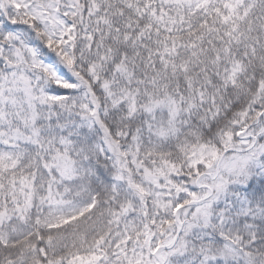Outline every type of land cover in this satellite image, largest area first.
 Returning <instances> with one entry per match:
<instances>
[{"label":"snow or ice","instance_id":"obj_1","mask_svg":"<svg viewBox=\"0 0 264 264\" xmlns=\"http://www.w3.org/2000/svg\"><path fill=\"white\" fill-rule=\"evenodd\" d=\"M0 264H264V0H0Z\"/></svg>","mask_w":264,"mask_h":264}]
</instances>
